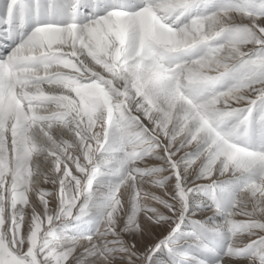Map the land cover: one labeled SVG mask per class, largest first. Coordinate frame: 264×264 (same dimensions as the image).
<instances>
[{
  "label": "snow or ice",
  "instance_id": "obj_1",
  "mask_svg": "<svg viewBox=\"0 0 264 264\" xmlns=\"http://www.w3.org/2000/svg\"><path fill=\"white\" fill-rule=\"evenodd\" d=\"M0 264H264V0H0Z\"/></svg>",
  "mask_w": 264,
  "mask_h": 264
}]
</instances>
